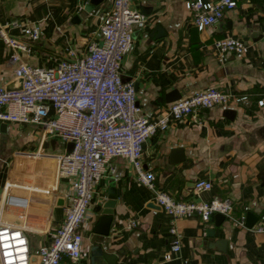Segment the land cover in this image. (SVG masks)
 <instances>
[{
  "label": "crops",
  "instance_id": "0c3cea01",
  "mask_svg": "<svg viewBox=\"0 0 264 264\" xmlns=\"http://www.w3.org/2000/svg\"><path fill=\"white\" fill-rule=\"evenodd\" d=\"M185 1L133 0L132 5L146 16V24L135 29L120 69L125 80H133L141 111L149 117L163 112L169 103L163 97L174 88L183 97L208 87H223L248 93L250 101L215 105L202 109L199 118L171 121L144 142L142 162L153 171L156 186L175 199L227 198L233 216L252 211L254 224L264 219V0H236L221 20L201 30L193 23ZM84 2L0 0V19L39 22L40 36L32 42L33 50L21 52V57L30 64L52 65L83 55L90 41L100 40V23L112 0H105L90 13L79 11ZM148 6L147 15L143 11ZM77 12L79 18H74ZM10 32L20 35L17 27ZM225 35L242 39L244 51L218 52L212 42ZM14 69L11 49L0 38V84L19 86ZM31 124L0 121V139L10 129H29ZM34 125L33 143L0 144V216L24 229L30 249L48 241V231L62 222L70 189L69 178L56 176V154L66 150L67 143L57 136L42 135L41 127ZM175 148L181 152L172 153ZM199 179L209 181L210 187L195 193ZM110 188L118 196L113 223L105 235L96 232L93 223ZM153 194L138 182L126 158L113 156L95 184L82 225L78 264H110L104 257L94 259L96 248L121 252L114 264L176 262L178 259L162 258L170 246L172 215ZM9 196L25 201L12 203ZM214 216L205 221L195 212L174 219L182 234L180 255L187 264H264V232L239 227L229 216L217 225ZM131 219L136 221L133 226L127 225ZM34 258L31 264H38Z\"/></svg>",
  "mask_w": 264,
  "mask_h": 264
},
{
  "label": "built area",
  "instance_id": "2783aa9c",
  "mask_svg": "<svg viewBox=\"0 0 264 264\" xmlns=\"http://www.w3.org/2000/svg\"><path fill=\"white\" fill-rule=\"evenodd\" d=\"M132 3L133 0H112L100 23V40L90 41L83 55L63 58L52 65L30 64L21 57V52L33 50L32 42L40 36L39 22L0 19V38L11 49L15 75L20 80L15 88L0 84V121L34 123L41 127L42 135L73 143L71 150L56 154V176L70 181L62 222L48 231V241L30 249L24 229L0 216V264H31L34 256L38 264H78L82 257V225L95 184L113 156L126 158L133 165L138 182L152 189L154 199L172 215L170 246L162 255L164 260L178 259L172 264H187L180 255L182 234L174 222L178 216L197 212L207 221L220 212L239 227L264 232V219L248 226L245 215H232V204L227 198L175 199L156 186L153 171L144 167V142L165 130L171 121L196 119L202 109L247 104L250 100L248 93L208 87L170 101L156 116L145 115L137 104L133 80H125L120 69L135 29L146 24V16ZM235 5L236 0L185 1L200 30L217 23ZM13 27L20 29L19 36L10 32ZM212 43L220 53L240 54L245 49V42L237 36L225 35ZM257 102L262 104L263 99ZM209 187V181L199 179L194 192ZM8 201L25 200L9 196ZM135 224L134 219L127 223Z\"/></svg>",
  "mask_w": 264,
  "mask_h": 264
},
{
  "label": "water",
  "instance_id": "95a60500",
  "mask_svg": "<svg viewBox=\"0 0 264 264\" xmlns=\"http://www.w3.org/2000/svg\"><path fill=\"white\" fill-rule=\"evenodd\" d=\"M105 0H85L84 4L80 7L79 11H83L85 13H90L93 10H95L98 6H100ZM76 8V7H75ZM74 8V9H75ZM73 9V10H74ZM141 10H144V8L141 7ZM150 7H145V10L143 11L145 14H150ZM79 12H77L76 14H74V18H79ZM159 29V26H158ZM181 97V92L174 88L171 89L169 91H167L163 97V100L165 102H170L172 100L178 99ZM3 125L5 123H2ZM2 125V126H3ZM73 146V143L71 141L67 142V148L66 150L69 151L71 150ZM178 153L181 152L180 148H175L172 150V153ZM175 160H179V159H175ZM116 189L110 188L107 191V196L106 199L104 200L103 204H102V208L100 210V212L97 214L95 221L93 223L95 231L101 234H105L108 235L109 234V230H110V226L113 223V212H114V206L116 204L117 201V196H118V192H116ZM215 220H216V224L219 225L220 222L225 219V215L223 213L220 212H216L215 213ZM254 213L252 211H247L245 219H246V224L248 226L252 225L254 222ZM218 229H216L215 233L218 234ZM101 250V249H100ZM99 249H94V256H95V260L100 259L103 260L102 258L104 257L105 260L110 263V264H114L118 254H120L121 252H116L114 253H109L106 251H100ZM35 258L32 257V260H34Z\"/></svg>",
  "mask_w": 264,
  "mask_h": 264
},
{
  "label": "rangeland",
  "instance_id": "374dc122",
  "mask_svg": "<svg viewBox=\"0 0 264 264\" xmlns=\"http://www.w3.org/2000/svg\"><path fill=\"white\" fill-rule=\"evenodd\" d=\"M34 126H35L34 124H31L29 129L14 128L6 131L0 139V144H4V146L6 147L7 146L11 147L17 144L20 146H25V145L27 146L28 144L33 143L30 137L32 133H34L35 130Z\"/></svg>",
  "mask_w": 264,
  "mask_h": 264
}]
</instances>
